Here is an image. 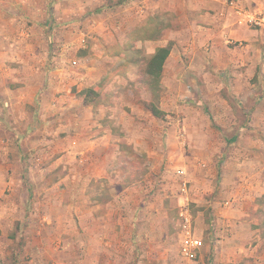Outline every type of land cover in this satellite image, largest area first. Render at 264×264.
<instances>
[{
    "label": "rangeland",
    "instance_id": "1",
    "mask_svg": "<svg viewBox=\"0 0 264 264\" xmlns=\"http://www.w3.org/2000/svg\"><path fill=\"white\" fill-rule=\"evenodd\" d=\"M19 1L13 0L19 4L17 9L7 10L15 16L22 9L29 10V21L9 22L6 33L13 38L0 41V51L6 47L20 50L26 44L23 32L28 30L30 49L40 52L36 62L49 69L58 65L59 45L67 43L75 32H87L85 39L92 42L102 23L98 14L105 6L100 0H29L26 9ZM42 4L45 21L39 27L36 19ZM158 29L159 24L141 33L149 35ZM41 34L44 42L37 37ZM42 43L44 47L38 49ZM150 57L145 54L139 60L137 85L125 86V94L140 97L134 106L135 115L150 127L149 133L141 129L142 140L131 147L125 159L129 186L135 190L124 193L125 201L112 198L114 213L109 220L116 229L110 230L103 252L92 262L97 254L88 240L86 243L87 222L83 226L76 218L72 221L77 225L73 230L76 234H64L63 228L50 227L53 222H48L41 202L45 191L72 186L67 180L75 166L66 160L53 165L60 154H73L72 148L61 151L62 140L42 129L46 122L39 114L21 112L19 103L13 101L15 96L7 100L4 82L21 78L23 70L19 69L20 54L16 59L0 55L3 63L11 61L8 64L17 66L13 68L17 70L5 65L0 69V123L12 122L10 128L15 121L16 125L22 121L31 125L20 139L0 127V162L14 155L24 156L23 201L28 195L27 213L23 218L18 213L20 219L13 225L11 220L7 224V215L0 214V264H264V117L250 113L261 100L262 87L250 92L245 67L236 73L225 62L215 68L198 64L178 71L176 80H183L173 82V76L148 67ZM162 78L168 85L161 82ZM36 82L31 79L32 84ZM261 107L264 112V103ZM152 113L165 114L156 117ZM22 140L27 141L25 150ZM86 184L81 183L82 189L91 190ZM99 184L108 188L112 183ZM3 190L0 183V192ZM118 206L123 209L122 217L115 212ZM185 207L191 215V234L204 243L195 259L182 254ZM61 235H67L65 240L58 238Z\"/></svg>",
    "mask_w": 264,
    "mask_h": 264
},
{
    "label": "crops",
    "instance_id": "2",
    "mask_svg": "<svg viewBox=\"0 0 264 264\" xmlns=\"http://www.w3.org/2000/svg\"><path fill=\"white\" fill-rule=\"evenodd\" d=\"M231 1L233 0H100L99 4L105 6L98 14L102 23L97 27V35L93 34L92 42H88L85 39L87 32H75L67 43L59 45L58 65L49 69L44 63L36 62L35 56L40 55V52L30 49L31 34L28 30L23 32L22 40L25 38L26 44L20 50L6 47L0 51V55L6 59H16L20 54L19 69L23 70L21 78L4 82L7 100H12L15 96L13 101L19 103L21 112L23 110L39 114L41 120L46 122L42 129L45 132L51 131L62 140L61 151L72 148L73 154L62 153L53 162L57 166L66 160L65 162L75 166L67 180L72 186L65 190L52 188L45 191L41 202L48 213V222H53L50 227L63 228L64 234H76L73 230L77 225L72 222L76 218L83 226L87 222L86 243L88 240L93 252L97 254L96 258L92 256V262L103 252L104 241L110 230L116 229L109 220L114 213L112 198L125 201L124 193L135 190L132 185L129 186L130 171L124 168L127 153L142 140V128L147 133L150 132V127L141 121V116L135 115L134 106L140 97L125 94L126 84L134 86L139 81V60L142 56L151 55L149 67L158 49L169 47L162 73L173 76V82L183 80L182 77L176 80L178 71H187L198 64L203 68H215L225 62L236 73L244 66L248 90L256 92L262 87L261 100L250 113L252 116L261 113L264 117L261 107L264 103V30L246 25L237 12V8L261 12L264 10V0ZM19 2L22 3L20 7L29 9V0ZM18 5L13 0H0L2 43L13 38L6 33L10 21H29L26 17L29 16V10L25 12L22 9L16 16L7 10L9 7L17 9ZM36 20L39 27L40 23H44V4ZM158 24L160 30L157 33L142 35L143 29H151ZM43 36L44 34L37 35L42 38V42ZM43 47V43L41 47L37 46L38 49ZM33 50L35 54L31 57L30 52ZM8 62L11 61L3 63L0 60V69L5 65L7 69L17 70L13 69L17 67L13 62ZM31 79L37 82L32 84ZM166 80L162 78L161 82L168 85ZM130 93L134 95L135 91ZM36 101L38 104H35ZM33 104L34 107H31ZM130 104H133L132 111ZM9 112L13 113L12 110ZM152 114L162 117L165 113ZM15 122L10 128L9 124L13 123L4 120L0 127L3 126L4 131L15 134L18 139L22 137L24 130H31L30 124L22 121L20 125H16ZM26 142H20L23 150ZM66 156H69L68 159ZM23 157L22 154L17 157L14 155V158L7 157L0 162V183L4 188L0 192V214L7 215V224L11 220V225L15 223V219L23 218L27 213L25 202L28 195L23 201ZM181 172L184 173L183 170ZM54 176L55 174L50 175L53 180ZM103 181L112 184L108 188L102 184L100 187L99 183ZM82 182L87 183V188L90 186L91 190L84 191ZM115 212L120 213V217L123 216L120 206ZM18 213L23 214L22 217L19 218ZM65 237L61 235L58 238L62 241Z\"/></svg>",
    "mask_w": 264,
    "mask_h": 264
},
{
    "label": "built area",
    "instance_id": "3",
    "mask_svg": "<svg viewBox=\"0 0 264 264\" xmlns=\"http://www.w3.org/2000/svg\"><path fill=\"white\" fill-rule=\"evenodd\" d=\"M233 2L234 0L231 1V3ZM237 12L241 14L243 22L246 25L264 30V10L259 12L237 8ZM182 214L184 217L183 228L184 231H186L182 242V254L189 259H195L198 256L199 249L204 244L203 239L197 238L191 234L192 221L188 207L183 209Z\"/></svg>",
    "mask_w": 264,
    "mask_h": 264
},
{
    "label": "trees",
    "instance_id": "4",
    "mask_svg": "<svg viewBox=\"0 0 264 264\" xmlns=\"http://www.w3.org/2000/svg\"><path fill=\"white\" fill-rule=\"evenodd\" d=\"M169 47L159 48L157 53L153 56L149 68L155 70V72L162 74L163 69V63L169 54ZM155 114H161V113H155Z\"/></svg>",
    "mask_w": 264,
    "mask_h": 264
}]
</instances>
